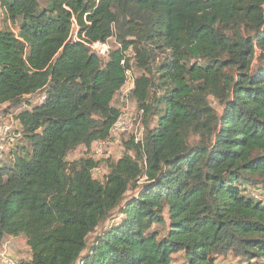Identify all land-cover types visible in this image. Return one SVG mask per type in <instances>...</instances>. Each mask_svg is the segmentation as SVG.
Returning <instances> with one entry per match:
<instances>
[{
    "label": "trees",
    "instance_id": "1",
    "mask_svg": "<svg viewBox=\"0 0 264 264\" xmlns=\"http://www.w3.org/2000/svg\"><path fill=\"white\" fill-rule=\"evenodd\" d=\"M41 1L0 0L19 24L18 34L0 24V105L45 97L16 117L24 140L0 166V249L25 237L32 258L20 264H174L178 254L264 264V201L247 190L264 191V0ZM113 38L120 48L104 64L91 46ZM131 49L148 74L156 51L169 57L158 82L136 79L143 142H127L100 182V162L67 158L110 138ZM154 87L164 90L156 105ZM116 211L121 223L84 258Z\"/></svg>",
    "mask_w": 264,
    "mask_h": 264
},
{
    "label": "rangeland",
    "instance_id": "2",
    "mask_svg": "<svg viewBox=\"0 0 264 264\" xmlns=\"http://www.w3.org/2000/svg\"><path fill=\"white\" fill-rule=\"evenodd\" d=\"M44 1H41V4L43 6ZM0 24L2 28H7L12 30L15 34H18L19 32V24L12 25L9 21H6L4 19V15L0 12ZM108 44L111 48L110 51L112 50H117L120 48V45H118L117 41L115 38L111 39L108 41ZM98 53L99 51H95ZM157 53L154 54V58L151 62V73H146L145 71L139 69L136 67V60H135V51L133 49L129 50L126 54L127 58L130 60V73L133 79L140 78L144 75H150L152 79L156 82H158V78H160V75L158 73V68L159 66L166 61V59L169 57V52L164 51H156ZM103 63H107L109 60V55L106 57L101 58ZM160 85V83H158ZM129 86H125L124 89L116 96L113 106L114 108H121L122 103L121 100L123 97L129 96ZM41 94H37L34 96H29L25 97L22 99L21 103L18 106L14 105H0V128L5 127V126H10L12 127V130L10 132V136L16 137L19 134V125L17 124V119L16 117L21 113L26 110H31L33 109L34 105H38L40 103ZM164 96V90L163 91H157L156 87L151 88L150 94H149V99L148 102L150 104L156 105L157 100L160 97ZM129 104L130 107L134 110H139V106L137 102L132 98V96L129 97ZM210 102L212 105L216 108V110L221 114L223 112V108L213 99H210ZM138 115V112H135ZM148 122V120H147ZM158 124V118L152 116L149 118V125L153 129L157 126ZM141 125L142 128L144 129L145 133V128H146V119L144 115L142 116L141 120ZM133 134H124L120 136L119 138L113 139L109 145L106 147L104 150L103 154H97L96 153V147H92L91 149L85 148V146H81L72 153L67 158V164L70 167L72 163L82 159V158H92L98 162H100V166L93 172V177L94 179L104 182L106 176L109 173V163L110 162H117L120 158H122L126 151V143L129 142L133 136ZM24 140V139H23ZM21 140V142H23ZM191 141H195L193 138H191ZM28 148V147H26ZM25 148V149H26ZM27 152V150H25ZM14 164V161L11 160H6V162L3 163V165L6 166H11ZM144 182V181H143ZM143 184V183H142ZM255 187V188H254ZM247 190H248V195L251 194L253 195H258V200L264 201V191L261 187L257 186H251L247 185ZM137 191L132 189L126 196V202H128L130 199L136 197ZM121 216L119 214V211L114 212L112 217L105 223L101 224L88 238V248L83 254V257H87L93 246L95 245L96 241L102 236L110 227L115 226L117 224L121 223ZM165 219L167 224H169V216L168 214L165 215ZM155 230L159 232V234L164 237L167 235L168 229L165 226H156ZM4 245L6 246V251L8 255L15 260L18 263L22 262H29L32 258L31 255V250L27 245L25 237H18V238H7L4 241ZM183 255H176L174 264H182L184 261ZM217 264H247V261L241 258H236L233 254H229L227 256H219L217 257ZM81 264V263H79Z\"/></svg>",
    "mask_w": 264,
    "mask_h": 264
},
{
    "label": "built area",
    "instance_id": "3",
    "mask_svg": "<svg viewBox=\"0 0 264 264\" xmlns=\"http://www.w3.org/2000/svg\"><path fill=\"white\" fill-rule=\"evenodd\" d=\"M92 51L99 57H106L110 55V46L107 43H95L91 46ZM95 51H99L96 53ZM136 85V79H133L130 73V70L127 71V82L125 86H129V96L123 97L121 100L122 106L121 108H116L119 110V117L115 125L113 126L111 130L110 138L107 141L104 142H98L96 147V153L102 155L106 147L109 145V143L116 138H119L120 136L124 134H133V138H135V141L137 143H142L144 139V129L141 125L142 116L144 115V112L142 110H134L130 107L129 104V97L133 95V92L135 90ZM124 86V87H125ZM122 88V90L124 89ZM121 90V91H122ZM120 91V92H121ZM119 92V93H120ZM118 93V94H119ZM117 94V95H118ZM133 98V96H132ZM134 99V98H133ZM45 100V97H41L40 103H43ZM114 107V106H113ZM138 112V115L135 113ZM12 130V127L5 126L0 128V166L3 165V163L6 161V159L9 157V154L12 151H17V145L21 144V131L19 129V134L16 137L10 136V132ZM258 198V196H256ZM6 246L3 243V246L0 249V264H20L13 260L6 251Z\"/></svg>",
    "mask_w": 264,
    "mask_h": 264
},
{
    "label": "crops",
    "instance_id": "4",
    "mask_svg": "<svg viewBox=\"0 0 264 264\" xmlns=\"http://www.w3.org/2000/svg\"><path fill=\"white\" fill-rule=\"evenodd\" d=\"M8 105H10V104H8ZM17 124L19 125V123H17ZM20 128H21V126L19 125V129H20ZM97 144H98V142H96L95 144H93L92 147H95V145H97ZM92 147H91V148H92ZM85 148H86V147H85ZM91 148H90V149H91ZM120 159H121V158H120ZM120 159H119V160H120ZM95 170H97V169H95ZM95 170H94V171H95ZM26 242H27V241H26ZM180 255H183V254H180ZM175 256H176V255H175ZM175 256H174V259L176 258ZM182 257H184V255H183ZM184 260H185V259H184ZM183 262H184V261H183ZM180 264H181V263H180ZM182 264H183V263H182Z\"/></svg>",
    "mask_w": 264,
    "mask_h": 264
},
{
    "label": "clouds",
    "instance_id": "5",
    "mask_svg": "<svg viewBox=\"0 0 264 264\" xmlns=\"http://www.w3.org/2000/svg\"><path fill=\"white\" fill-rule=\"evenodd\" d=\"M116 98V97H115ZM115 100V99H114ZM114 102V101H113Z\"/></svg>",
    "mask_w": 264,
    "mask_h": 264
}]
</instances>
